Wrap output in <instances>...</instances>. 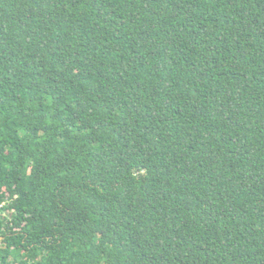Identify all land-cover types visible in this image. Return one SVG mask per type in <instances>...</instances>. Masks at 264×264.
<instances>
[{"label":"trees","instance_id":"obj_1","mask_svg":"<svg viewBox=\"0 0 264 264\" xmlns=\"http://www.w3.org/2000/svg\"><path fill=\"white\" fill-rule=\"evenodd\" d=\"M0 264H264V0H0Z\"/></svg>","mask_w":264,"mask_h":264},{"label":"built area","instance_id":"obj_2","mask_svg":"<svg viewBox=\"0 0 264 264\" xmlns=\"http://www.w3.org/2000/svg\"><path fill=\"white\" fill-rule=\"evenodd\" d=\"M4 204H5V202H3L2 204H0V209L3 207Z\"/></svg>","mask_w":264,"mask_h":264}]
</instances>
